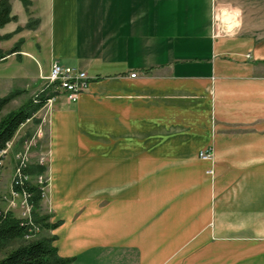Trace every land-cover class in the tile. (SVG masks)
Listing matches in <instances>:
<instances>
[{
    "label": "crops",
    "instance_id": "1",
    "mask_svg": "<svg viewBox=\"0 0 264 264\" xmlns=\"http://www.w3.org/2000/svg\"><path fill=\"white\" fill-rule=\"evenodd\" d=\"M252 1L8 0L0 95L39 87L51 61L88 76L74 101L55 97L32 145L57 221L43 230L71 264H264V0L260 25ZM234 3L240 24L214 35V9ZM221 20L237 22L227 8Z\"/></svg>",
    "mask_w": 264,
    "mask_h": 264
},
{
    "label": "trees",
    "instance_id": "2",
    "mask_svg": "<svg viewBox=\"0 0 264 264\" xmlns=\"http://www.w3.org/2000/svg\"><path fill=\"white\" fill-rule=\"evenodd\" d=\"M27 8L30 0H20ZM16 16L10 12L8 0H0V25L15 19ZM32 23L28 21L27 26ZM6 36V35H0ZM19 91L16 89L0 95V109ZM39 102H33L26 98L20 104L0 115V149L6 145L18 126L26 120L32 119L33 112L38 108ZM46 166L32 161L27 164L25 171L30 176L21 185L29 192L31 203L30 216L32 225L37 229H48L56 226L57 221H49L48 214L41 212V194L38 185L32 180L38 173H43ZM20 188V187H19ZM40 208V209H39ZM26 219L16 216L10 210L0 208V264H71L72 256H62L57 253L52 240L54 236L48 233L36 234V230ZM31 234L32 237H25Z\"/></svg>",
    "mask_w": 264,
    "mask_h": 264
},
{
    "label": "built area",
    "instance_id": "3",
    "mask_svg": "<svg viewBox=\"0 0 264 264\" xmlns=\"http://www.w3.org/2000/svg\"><path fill=\"white\" fill-rule=\"evenodd\" d=\"M232 14H235V11L229 9ZM217 9H214L213 15V23H214V35H218L220 33H230L231 30L238 25L231 24L228 21H220L216 20ZM220 11V10H219ZM228 22V23H227ZM228 24H231L229 27ZM130 75H135V72H130ZM43 81L39 87L32 93V101L39 102L38 108L33 112V117L36 118L34 130L28 138H25L22 142V147L17 150L14 154L15 157V165L13 168V172L11 175L8 194L11 197L9 199V203L14 204L12 202V198H16V204L20 209V216L27 220L29 224L32 225L31 217H30V209L31 203L29 202V192L21 187L22 183L28 180V173L25 171L28 157H29V147L35 143V140L42 136L45 126L48 123L49 113L52 107V104L55 100V97L59 94L63 95V97L67 101H74L78 93L84 90L87 87V74L84 70L78 69L71 65L60 64L57 61H51L49 64L48 72L42 76ZM9 147V142H6V145L0 149V168L3 160V156L6 153ZM211 149L206 148L198 151V156L201 158H210L211 157ZM46 156L45 154H39L37 158V163L46 164ZM210 171V170H209ZM49 177L45 172L38 173L35 176V182L39 187L41 196L45 194V188L48 184ZM20 187V188H19ZM4 198V196H2ZM37 230V227L32 225L29 228ZM31 234H25V237Z\"/></svg>",
    "mask_w": 264,
    "mask_h": 264
},
{
    "label": "rangeland",
    "instance_id": "4",
    "mask_svg": "<svg viewBox=\"0 0 264 264\" xmlns=\"http://www.w3.org/2000/svg\"><path fill=\"white\" fill-rule=\"evenodd\" d=\"M238 4L234 3V9H231L232 7L230 5H217L216 8H218V9H217V13H216V20H219L220 19V21H222L221 20L222 10L225 8L224 6H226L229 9H231L232 11L233 10L235 11V13L237 14L236 15V20H237V23L239 25L240 24L239 20H240L241 8L239 7ZM242 5L243 6H245V5L247 6L248 5V7H254L255 10L259 12L261 10V5L262 4H261V0H253L252 2H249V3H242ZM258 7L260 8L259 10H258ZM255 10L253 12L254 14H255ZM229 13H230V11H229ZM253 21H254V24H257V25H260L261 24V11H260V14H258L257 17H255L253 19ZM238 25H236V26H238ZM236 26L234 28H236ZM14 89L15 88H13L12 90H14ZM35 90H36V88L33 89L32 91H28V90L27 91H23V90H21V91L17 92L4 105V107H2L0 109V115L3 114V113H5L9 109L14 108L18 104H20L23 100H25L26 98H31L32 99V93ZM34 126H35V122L32 119L26 120L24 123H22V125H20V128L18 130V133H20V132L22 133L20 135V137H19L20 140L19 141H14V144L12 142V144L10 145V147H8L6 153L3 156V160H2V164H1V168H0V208H2L4 210H10L16 216H20V209H19L18 205L16 204V198H14V199L12 198V202H14V204H12V203L10 204L9 203V199L11 200V197L8 194L9 183H10L11 175H12L13 168H14V165H15V157H14V154H15V152L17 150H19L22 147V145H23V142L22 141L25 138H28L29 135L33 132ZM36 153H37L36 147L31 145L29 147V157H28L27 164L30 163L31 157H34L35 158V161L37 162L38 156H36ZM11 154H12V156L14 158V163L12 161ZM8 156H10V158L7 160ZM28 177H30V176H28ZM32 180L35 181V177ZM2 196H4V198H2ZM41 212H44V211L41 210ZM40 233H46V231L41 230L39 228V229L36 230L35 235L36 234H40ZM27 237L28 238L29 237H32V235H29Z\"/></svg>",
    "mask_w": 264,
    "mask_h": 264
},
{
    "label": "bare ground",
    "instance_id": "5",
    "mask_svg": "<svg viewBox=\"0 0 264 264\" xmlns=\"http://www.w3.org/2000/svg\"><path fill=\"white\" fill-rule=\"evenodd\" d=\"M229 27H230V25H229Z\"/></svg>",
    "mask_w": 264,
    "mask_h": 264
}]
</instances>
